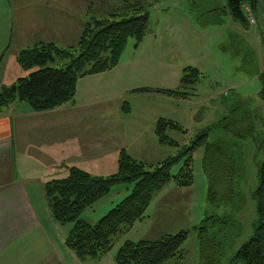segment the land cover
<instances>
[{
	"label": "trees",
	"instance_id": "1",
	"mask_svg": "<svg viewBox=\"0 0 264 264\" xmlns=\"http://www.w3.org/2000/svg\"><path fill=\"white\" fill-rule=\"evenodd\" d=\"M157 1V0H153ZM226 11L236 22L248 26L249 12L254 13L256 0H226ZM149 4L143 0H122L120 6L110 9L103 17H93L82 27L74 46L62 47L54 42H37L17 54L18 64L30 72L14 83L0 86V109L15 101L26 102L33 111H48L74 99L78 79L114 68L121 58L127 40L138 47L148 30ZM247 8L249 10H247ZM59 59V67L48 66ZM36 68V69H34ZM34 69V70H33ZM32 70V71H31ZM200 72L187 66L183 69L179 86L175 89H156L170 97L187 99L195 90ZM259 95L264 99V74L261 76ZM232 125L224 117L217 127L243 138L253 134V125L246 129L241 121L230 116ZM234 121V123H233ZM243 122L244 125H242ZM186 130L173 119L159 118L154 124L157 141L179 146L167 131ZM207 130L200 132L180 153L155 164H146L121 149L116 171L107 176L92 175L75 166L68 168L64 178L51 179L42 185V191L52 218L59 224L71 225L65 236V245L82 261L95 260L111 251L114 237L145 217L155 195L169 182L188 187L193 182V153L203 148L202 168L208 182V203L213 206L235 205L241 193L237 180L243 166L238 151L224 141L207 142ZM182 166L175 175L170 167L179 159ZM132 184V189L121 201L110 208L95 223L81 217L83 210L107 195L116 184ZM257 218L254 231L238 249L234 262L264 264V165L259 168L258 184L253 192ZM227 216L206 215L195 228L199 245L200 264H217L222 246L218 224L227 222ZM187 231L169 233L154 240H126L115 252L117 264H164L184 256L182 245Z\"/></svg>",
	"mask_w": 264,
	"mask_h": 264
},
{
	"label": "crops",
	"instance_id": "2",
	"mask_svg": "<svg viewBox=\"0 0 264 264\" xmlns=\"http://www.w3.org/2000/svg\"><path fill=\"white\" fill-rule=\"evenodd\" d=\"M94 2L0 0V86L27 75L16 60L23 48L37 42L74 46L85 23L97 17ZM139 67L134 60L124 63L120 59L110 70L81 77L74 99L52 110L33 111L24 101L0 109V264H117L115 252L131 239H123L115 250L98 259L80 260L65 245L71 225L52 218L42 185L66 177L70 166L97 176L110 175L116 171L121 149L144 163L157 158L160 145L165 144L157 141L154 124L161 117L174 120L169 115L171 105L182 98L156 91L175 89L179 84L175 88L138 85L135 77ZM146 93L154 97L152 102L161 100L169 110L166 115L149 116L124 100L129 94L143 98ZM177 187L169 195L181 200L184 192H178ZM179 205L162 201L155 207L157 221H170L164 207ZM184 257L166 263L182 264Z\"/></svg>",
	"mask_w": 264,
	"mask_h": 264
},
{
	"label": "rangeland",
	"instance_id": "3",
	"mask_svg": "<svg viewBox=\"0 0 264 264\" xmlns=\"http://www.w3.org/2000/svg\"><path fill=\"white\" fill-rule=\"evenodd\" d=\"M143 1L149 4L148 30L138 47H134V40L129 38L120 58L124 63L134 60L140 66L136 83L175 88L185 67L191 66L200 72L193 95L186 101L181 99L177 105H171L174 107H171L173 111L169 115L186 130L185 133L167 131L179 146L160 145L157 158L146 163L177 155L196 135L207 130V142L224 141L239 152L243 173L237 180V189L241 197L234 206H213L208 203V182L202 168L203 148H198L193 153L192 184L177 187L173 181L169 182L152 199L145 217L114 237L113 250L123 239L154 240L164 233H176L183 229L187 231V238L182 245L185 254L182 264H200L195 228L204 216L219 215L227 216L229 220L218 224L221 228L218 238L222 246L217 264H244L240 260L234 262V258L239 247L254 231L257 214L253 192L258 184L259 168L264 165V99L259 95L261 76L264 74V0H256L254 13H248L255 19L248 26L232 19L226 11V0ZM121 3L122 0H95V15L103 17ZM65 43H69V40ZM48 66L59 67V59ZM29 72L27 70V74ZM134 96L129 94L124 100L131 101L136 111L144 109L149 116L166 115L164 113L169 111L161 105V100L152 102L155 99L149 93L144 94L147 97L143 98ZM141 101L146 108H143ZM116 110L120 112L117 106ZM230 116L238 122L245 118L244 129L253 125V134L238 139L217 127L224 117L228 126L232 125V122L229 123L231 120H227ZM183 159L170 167L171 175L178 173ZM91 171L96 173L99 170ZM174 186L179 188L178 192H184L181 200L169 195L175 192ZM131 189L132 184L112 186L107 195L85 208L81 217L96 223ZM162 201L180 205L164 207V212L172 219L159 223L155 207L157 209Z\"/></svg>",
	"mask_w": 264,
	"mask_h": 264
},
{
	"label": "built area",
	"instance_id": "4",
	"mask_svg": "<svg viewBox=\"0 0 264 264\" xmlns=\"http://www.w3.org/2000/svg\"><path fill=\"white\" fill-rule=\"evenodd\" d=\"M247 10H249V9L247 8ZM248 22H249V24L254 23V22H255L254 17H252V16L249 15V17H248Z\"/></svg>",
	"mask_w": 264,
	"mask_h": 264
}]
</instances>
